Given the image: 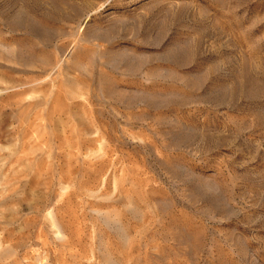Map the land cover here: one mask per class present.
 I'll return each mask as SVG.
<instances>
[{
	"label": "rangeland",
	"instance_id": "rangeland-1",
	"mask_svg": "<svg viewBox=\"0 0 264 264\" xmlns=\"http://www.w3.org/2000/svg\"><path fill=\"white\" fill-rule=\"evenodd\" d=\"M0 264H264V0H0Z\"/></svg>",
	"mask_w": 264,
	"mask_h": 264
}]
</instances>
